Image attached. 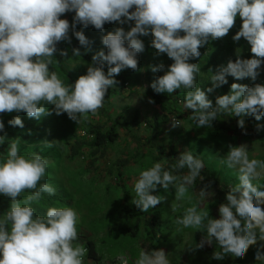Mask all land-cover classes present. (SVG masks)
<instances>
[{
  "label": "clouds",
  "instance_id": "clouds-1",
  "mask_svg": "<svg viewBox=\"0 0 264 264\" xmlns=\"http://www.w3.org/2000/svg\"><path fill=\"white\" fill-rule=\"evenodd\" d=\"M65 12L75 13L71 28L85 52L90 51V42L82 31L75 30L77 23L102 31L105 23L134 21L128 31L121 27L103 35L101 42L107 51L94 53L86 74L71 84L49 69L58 62L56 45L70 41L69 21L60 18ZM237 15L242 24L232 39L243 37L253 55L240 58L237 48L235 61L230 59L215 72L210 69L207 80L212 86L208 93L227 83L228 75L253 81L260 75L264 64V0H0V113L23 111L39 120L47 114L45 105L51 104L57 115L66 113L79 124L103 107L108 88L117 83L116 75L128 68L137 70L138 53L144 50L139 37L151 34L150 44L157 54H166L173 61L166 71L163 64L152 66L153 72H164L150 83L153 91L171 95L182 90L183 109L192 110L189 119L196 127H211L218 115L228 114L239 117L237 124L243 130L246 115L264 120V85L232 83L229 93L217 96L213 106L196 83L200 66L189 62L201 55L200 47L224 37ZM72 51L73 57L81 56L79 48ZM60 55L67 56V52L61 50ZM8 124L23 127L19 116ZM179 125V119L172 117V127ZM4 129L0 120V132ZM5 139L0 135V144ZM8 141L6 155H0V194L11 198V205L0 216V264H84L88 249L74 244L78 239L76 211L48 206L44 215H36L31 206L40 201L42 193L55 194L52 185L42 182L49 161L36 151L21 154L19 138ZM53 142L44 141V146L51 148ZM166 163L141 169L133 182L132 203L142 212L153 209L164 198L154 194L157 185L166 191L171 186L174 199L189 204L173 206V211L183 208L174 221L179 226L177 231L191 228L205 233L195 248L214 240L219 248L213 253L214 259L222 260L226 255L242 259L250 245L264 241V190H260L264 187V161L250 158L246 144H229L218 161L234 170L237 179L227 187L225 202L218 207L219 218L211 217L201 206L213 194L208 186L201 188L196 203H191L189 189L197 178L203 179L205 165L200 156L185 149L171 168L165 167ZM179 169H187L186 174H174ZM25 190L32 191L21 201L18 197ZM186 246L191 249L193 243ZM261 248L264 244L255 253L257 264H264ZM134 264H170V260L163 249H142Z\"/></svg>",
  "mask_w": 264,
  "mask_h": 264
},
{
  "label": "rangeland",
  "instance_id": "rangeland-1",
  "mask_svg": "<svg viewBox=\"0 0 264 264\" xmlns=\"http://www.w3.org/2000/svg\"><path fill=\"white\" fill-rule=\"evenodd\" d=\"M74 15V12H65L60 17L69 21V32L72 31ZM241 24L242 20L237 15L233 27L224 37L210 40L200 47L199 57L189 60L190 63L200 66L201 73L198 74L196 83L206 92L213 106L217 96L229 93L232 83L250 87L255 84L264 85V64H262L260 75L255 81L251 78L237 80L228 75L227 83L215 88L211 93L206 91L212 86L211 81L207 80L212 74L210 69L215 72L219 66H226L230 59H236L237 48L240 49V58L252 57L250 45L243 37L239 41L232 39ZM132 25L134 21L125 24L105 23L101 31L94 26L89 25L85 28L77 23L75 30H83L86 38L97 47L98 51L106 52L107 49L101 42L102 36L121 27L128 31ZM180 34L183 35V32ZM139 38L144 43V50L138 53L137 70L130 69L128 83L124 88L113 86L114 92L105 98L103 107L98 109L95 115L89 113L88 118L79 124L69 119L66 113L57 115L54 105L51 104L45 105L47 114L42 115L39 120L29 118L23 111L0 113V120L5 125L4 132H0V135L6 137L5 146L0 144V155H6L8 140L19 138L21 154L36 151L49 161L42 182L52 185L56 189L55 194L42 193L40 201L33 202L31 206L36 215H44L48 206L71 207L76 211L78 239L74 244L85 246L86 241L91 240L100 256L99 260L85 256L84 264H134L142 249H163L168 255L170 264H257L255 253L264 241L258 240L255 245H250L242 259L228 255L222 260L214 259V251H219L214 240L212 244L205 243L202 248H195L194 245L204 238L205 233L191 228L177 231L179 226L175 225L174 221L183 208L173 211V206L182 204L186 207L189 204L187 200L177 202L174 199L175 189L171 186L166 191L157 185L154 194L164 198L148 212H142L132 203L134 196L132 185L139 171L158 162L155 157L160 155L158 146L151 143L154 129L152 124H148L153 123L156 116L160 122L157 141L164 146L166 154L172 148L177 152L176 158H178L185 149L192 150L218 177L219 183L206 181L203 177L198 186L193 187V184L189 189V195L193 197L191 203H196L199 190L208 186V190L213 194L205 198L201 206L204 210H209V215L213 218H219V199L226 196L228 185L237 182L235 171L218 163L227 152L228 145L246 144L250 158L264 161V131L258 132L250 126V115L243 117L245 121L243 130L238 127L239 117L236 116H230L227 130L217 128L213 121L211 127H196L189 119L192 110L183 109L182 90L173 93L177 98L176 101L172 98L166 104L155 103L149 96V92H154L150 83L164 72H153L151 68L163 64L166 71L173 61L166 54H157V50L150 44L151 34ZM54 56L58 62L53 66L49 65V69L56 71L66 83L71 84V77L86 74L89 65L84 64L79 57H73L72 53L67 52V56L60 54L58 57L55 54ZM14 116L20 117L23 122L22 128L8 124ZM172 117L179 119L182 125L172 127ZM217 118L220 123L225 119L223 114L218 115ZM89 122L102 124L106 130L115 126L118 130V139L108 147L102 157L94 156L92 149L86 148L80 157L73 159L70 157V145L77 140L89 142L92 139L84 131ZM259 122L260 127L264 128V120ZM44 141H54V146L46 147ZM125 159L128 163L124 165ZM166 165L167 163L165 167ZM174 174L181 175L186 172L179 169ZM260 190H264V187ZM31 191L25 190L18 199L23 201ZM2 198L5 200L6 208L9 209L11 198L3 194ZM126 206H130L133 210L134 217L131 219H127L125 215ZM2 215L4 212L0 208V216ZM153 217L159 218L160 231L157 234L151 233L145 223L147 219ZM137 220L140 231L137 237H133L127 228L133 227ZM150 237L153 239L150 240ZM186 243H193V247L189 249ZM260 251H264V248Z\"/></svg>",
  "mask_w": 264,
  "mask_h": 264
},
{
  "label": "trees",
  "instance_id": "trees-1",
  "mask_svg": "<svg viewBox=\"0 0 264 264\" xmlns=\"http://www.w3.org/2000/svg\"><path fill=\"white\" fill-rule=\"evenodd\" d=\"M130 11H131V9H130ZM76 31H82L83 32V30H76ZM84 35H85V33H84ZM69 37H70V41L69 40H62L56 45L57 52L54 54L58 57L61 50H65L66 52L73 54V51H72L73 48H79L80 52H81V56H77V57H79L83 61V63L86 65L92 64L93 62H92L91 58H92V55L98 51L97 47H95L89 41L90 43H89L88 47L90 48V51L85 52V50H84L85 46H81L79 44L78 40L73 35V31L69 32ZM233 61H235V59ZM104 70H105V72H107V65H105ZM63 71H64V69H63ZM80 75H82V74H80ZM130 75H131L130 74V68L122 70L118 75H116L114 77L115 80L117 81V83L114 86H119L121 88H124L130 79ZM78 77H75V78L71 77V83H73ZM112 87L108 88V90L105 94V98L109 97L114 92ZM149 96L152 99H154V102L157 104H166L172 98L175 99V101L177 99L174 97L173 94L167 95V94L156 93V92H149ZM176 115L178 116L179 114H176ZM223 115H224L225 119H223V121L221 123L218 122V118L213 120V122L216 123L217 128L227 130L228 129L227 123L231 118H230V116H226L225 114H223ZM153 121H154L153 123H151V122H149V123L147 122V123L150 125L152 124V127L154 129V131L152 133L151 143L153 145L158 146V148H159L160 155L155 157V160L158 162L162 161V160H166V162H167L166 167L171 168L176 163L177 152L171 148L169 150L168 154H166L164 146H162L161 143L157 141V136H158L159 131H160L159 130L160 122L158 121L157 116L153 119ZM249 124L255 130H257V128L260 127V122L256 121L253 116H251L249 118ZM84 131L89 136H91L92 139L89 142L85 141V140H77L72 145H70V157L73 159L80 157L82 154V151L86 148L92 149V154L94 156L102 157L105 154V152L107 151L108 147L111 144H114L118 139V130L116 129L115 126H112L110 129L106 130L105 126L102 124H93V123L89 122L85 126ZM4 146H5V144H4ZM167 156H169L170 158H168ZM127 161L128 160L125 159L123 164L124 165L127 164L128 163ZM181 171L187 172V169H181ZM201 176L204 177L206 179V181H210V182L212 181L215 183H219L218 177L213 173V171L207 165H205L204 168H202ZM201 182H202V180L197 178L193 187L198 186ZM224 202H225V197L223 196L219 199V203L221 204ZM0 208H1V210H3L4 214L8 210L6 208L5 200H3V198H2V194H0ZM124 209H125V215L127 216V219L128 218L131 219L134 217L133 210L130 206H126ZM145 223H146L147 228L149 229V231L151 233L157 234L160 231L159 218L153 217L151 219H147L145 221ZM127 231L130 233L131 236L137 237V235L140 231L139 221L137 220V222L135 223V225L133 227H128ZM152 239H153V237H150V240H152ZM85 246L88 249L87 254H86L87 258L94 259V260L100 259V256L98 255V253L95 249V244L93 241L87 240L85 243ZM262 252H264V251H262Z\"/></svg>",
  "mask_w": 264,
  "mask_h": 264
}]
</instances>
